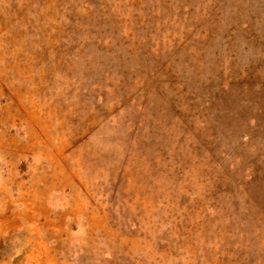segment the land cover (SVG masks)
I'll return each instance as SVG.
<instances>
[{
  "label": "rangeland",
  "instance_id": "rangeland-1",
  "mask_svg": "<svg viewBox=\"0 0 264 264\" xmlns=\"http://www.w3.org/2000/svg\"><path fill=\"white\" fill-rule=\"evenodd\" d=\"M0 264H264V0H0Z\"/></svg>",
  "mask_w": 264,
  "mask_h": 264
},
{
  "label": "crops",
  "instance_id": "crops-1",
  "mask_svg": "<svg viewBox=\"0 0 264 264\" xmlns=\"http://www.w3.org/2000/svg\"><path fill=\"white\" fill-rule=\"evenodd\" d=\"M6 147V146H5ZM18 147H19V152H20V156L19 157H23L22 159H25L24 158V156H26L27 158H28V156L29 155H34L35 156V154H33L32 153V150H31V143H27V144H18ZM29 163H31V162H29ZM4 174H6V173H4ZM20 174H33V179L34 178H36V174H38V172L35 170V171H33V172H30L29 170H27V168H26V170H24V171H22V172H20ZM31 193H33V192H31ZM25 201H27V200H23V202H25ZM34 203V200H32V198H30V201H29V206H30V209L32 208V205H31V203ZM35 206H37V204L35 205ZM33 209H36L35 207L33 208ZM9 223H11V222H9Z\"/></svg>",
  "mask_w": 264,
  "mask_h": 264
}]
</instances>
